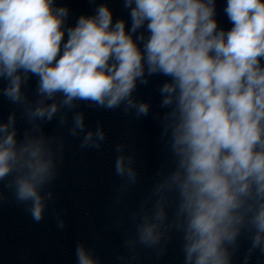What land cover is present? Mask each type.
Wrapping results in <instances>:
<instances>
[{
  "label": "clouds",
  "instance_id": "clouds-1",
  "mask_svg": "<svg viewBox=\"0 0 264 264\" xmlns=\"http://www.w3.org/2000/svg\"><path fill=\"white\" fill-rule=\"evenodd\" d=\"M69 24L57 0H0V96L15 106L0 121V184L36 223L44 219L48 189L63 164L65 139L47 135L54 119L79 147L100 151L102 123L86 130L80 104L121 110L141 120L151 104L138 85L163 76L159 142L165 153L147 195L127 217L119 264H138L140 250L166 254L179 234L183 264H239L264 256V0H226L232 27H220L216 0H123L131 21H114L108 3ZM35 79V96L26 89ZM19 112V116H18ZM71 113V120H69ZM18 118L27 127L22 134ZM116 144L112 208L127 211L126 197L140 180L135 152ZM9 196L0 190V202ZM59 229L66 226L56 214ZM76 264H103L78 241Z\"/></svg>",
  "mask_w": 264,
  "mask_h": 264
}]
</instances>
